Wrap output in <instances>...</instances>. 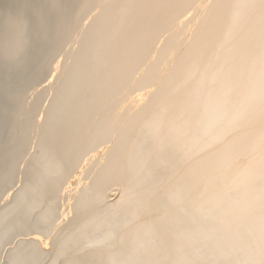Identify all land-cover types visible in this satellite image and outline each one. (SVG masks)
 Wrapping results in <instances>:
<instances>
[{"label": "bare ground", "instance_id": "bare-ground-1", "mask_svg": "<svg viewBox=\"0 0 264 264\" xmlns=\"http://www.w3.org/2000/svg\"><path fill=\"white\" fill-rule=\"evenodd\" d=\"M0 261L264 264V0H0Z\"/></svg>", "mask_w": 264, "mask_h": 264}, {"label": "rangeland", "instance_id": "rangeland-1", "mask_svg": "<svg viewBox=\"0 0 264 264\" xmlns=\"http://www.w3.org/2000/svg\"><path fill=\"white\" fill-rule=\"evenodd\" d=\"M18 177V176H17ZM2 261H0V264H1Z\"/></svg>", "mask_w": 264, "mask_h": 264}]
</instances>
